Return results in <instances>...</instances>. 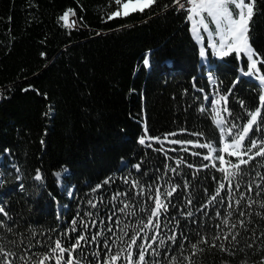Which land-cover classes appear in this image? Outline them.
<instances>
[{
    "label": "trees",
    "instance_id": "16d2710c",
    "mask_svg": "<svg viewBox=\"0 0 264 264\" xmlns=\"http://www.w3.org/2000/svg\"><path fill=\"white\" fill-rule=\"evenodd\" d=\"M126 1L0 0V248L12 264H138L141 248L145 264H261L264 156L226 178L212 106L220 97L229 140L260 107L264 0L251 74L244 53L201 46L175 0L109 18ZM250 140L264 141V108ZM157 195L167 209L151 216Z\"/></svg>",
    "mask_w": 264,
    "mask_h": 264
},
{
    "label": "snow or ice",
    "instance_id": "6c2138e0",
    "mask_svg": "<svg viewBox=\"0 0 264 264\" xmlns=\"http://www.w3.org/2000/svg\"><path fill=\"white\" fill-rule=\"evenodd\" d=\"M156 0H127V2L122 3V9L123 12H121L119 9L112 13L109 18H112L114 16L119 15H129L130 11H144L145 8L151 7L153 4H155ZM117 4H121V0H116ZM175 3L180 7L183 8L184 4L180 2V0H175ZM188 3L191 5V7L188 9V11L192 14L189 15V19H193V16H199L202 12H207L209 16H212L213 19L216 21L217 26L219 27L221 22L223 21L226 25L225 30L222 32L221 40H220V54L221 55H228L230 52H245L248 55V59L250 60V71L246 74H251L252 71H258L257 69V59L254 58L258 54L255 53V51L251 48L249 39H248V31H249V22L253 16V7L255 4V0H247V3L245 0H188ZM234 5V8L236 10L235 17L233 16V11L230 10L229 5ZM72 12V10H69L68 12H65V14L61 17V20L67 22L69 18V13ZM74 14V13H73ZM74 23V22H73ZM200 23L203 24V18H201ZM207 24H204V28L207 30ZM194 31H196V25H193ZM213 48L216 47V44L213 43L211 45ZM201 56L205 55V51L201 49L200 52ZM145 65L148 64V60L145 59L144 61ZM260 63H264V60H261ZM261 81H264V75H261L258 77ZM226 100V97L222 98ZM260 107H258L255 111L249 113V120L246 125H244L241 129V131L237 132L235 137L232 140V143L228 144L226 143L224 146L223 151L228 152L231 156L237 157V163L232 164V168L235 169L234 171H226L225 168H221L220 171L226 172V178L236 176L239 173L240 166L245 165L249 163V160L254 159L255 156H264V147L261 145L264 144V141H260L259 143L256 140H250L249 145L247 148L244 147L243 141L245 140V137L248 136L249 132L253 129L254 125H257L258 117L261 115V108H264V95L260 96ZM217 104L220 103L219 100L216 101ZM227 111V109H225ZM217 117L220 116L219 110L216 113ZM217 125L219 126L221 123H224L222 119L216 120ZM233 127H236V125H233ZM223 129H221V132L223 134ZM228 133L231 134L232 129L229 128ZM197 135H200L197 133ZM140 144L145 143V139L142 137L139 140ZM173 143H182L181 141H173ZM191 143V142H187ZM199 147H208L211 151H216L215 148L211 144L206 145H197ZM229 149H232V151H229ZM252 149H257L254 156L249 155L251 153ZM245 156H248V159H244ZM205 159H211V157H205ZM218 160L221 161V163H230L226 162L224 160L223 156H218ZM215 166V165H213ZM137 169L139 168V165H136ZM174 171V169H173ZM59 176V173H57ZM36 179H41V176L37 174ZM127 182V181H126ZM135 183V182H133ZM225 186L224 184H220V189H223ZM174 191V189H173ZM159 193V190H157ZM167 196H171L172 192H167ZM217 195H219V189L217 190ZM212 199H216L215 196L212 197ZM239 203V201H237ZM154 211H152L151 216H158L160 213V210L167 209V204L164 203L160 198L159 195H157L155 201H154ZM127 207V205H125ZM123 210V209H122ZM3 208H0V213H3ZM6 215V213H5ZM188 215H191V213H188ZM75 223V221H73ZM227 223V221H225ZM149 224L151 225V219L149 221ZM153 227L159 228V225H151ZM235 227V225H233ZM235 236L232 237L233 240H235ZM84 237H80L75 245H73L72 249H65L61 246L59 241H56L55 248L53 251H59L61 254L65 251H72L76 247L79 246V241L83 240ZM169 239L175 240V236L170 237ZM227 239V237H225ZM155 240H153V243ZM206 242V241H205ZM136 243V238H133L131 241V244ZM161 243L163 241L161 240ZM149 248L151 247V244L147 245ZM131 247V245H129ZM195 248L196 246L193 245ZM0 255L4 257V260L6 261V264H12L11 261L7 260V257L12 255L11 253H5L2 248H0ZM63 257L61 256L60 259ZM120 258V254L117 253L114 256L110 257V261L107 262V264H112V262L118 260ZM23 259V258H22ZM49 257H44L43 259L37 261V264H44L45 260H48ZM60 259H57L56 264H60ZM129 264H132L131 262V254H129ZM190 260V258H188ZM66 264H73L72 259H69L66 261ZM138 264H145V251L143 248H141L139 254H138ZM173 264L175 262L173 261ZM261 264H264V259L261 260Z\"/></svg>",
    "mask_w": 264,
    "mask_h": 264
},
{
    "label": "rangeland",
    "instance_id": "374dc122",
    "mask_svg": "<svg viewBox=\"0 0 264 264\" xmlns=\"http://www.w3.org/2000/svg\"><path fill=\"white\" fill-rule=\"evenodd\" d=\"M127 2V1H126ZM229 7H233L231 4L229 5ZM120 11L121 12H123V9H122V5H121V8H120ZM131 12V11H130ZM122 15V14H121ZM210 19H208V17L206 18V19H203V22H204V24H207V26L208 27H210V30L212 31V34H207V31H208V27H207V30L204 28V24H195L196 25V31H194V28H193V25L194 24H191V30H192V33H193V35H194V37L196 38V40L201 44V46H202V44L203 43H205V45L207 46V47H210L214 52H216V47H220L219 45H220V40L221 39H212V38H214V36L218 33V32H223L224 31V27H226V25H225V23L222 21L221 22V24H220V26L218 27L217 26V23H216V21L213 19V17L211 16V17H209ZM213 25V26H212ZM201 31L203 32L202 33V35H203V37H200L199 36V34L201 33ZM215 34V35H214ZM208 35H209V37H208ZM218 40V41H217ZM219 42V43H218ZM213 43H215L216 44V47H215V49H213V47L212 46H210V45H212ZM200 46V47H201ZM201 49H203V47H201ZM204 50V49H203ZM239 53H242V52H239ZM245 55H247L245 52H243ZM243 55V54H242ZM201 57H203V60L204 61H207V60H205L206 58H205V56H201ZM247 58H248V55L246 56ZM250 60H249V65H250ZM217 100H219L220 101V103L219 104H217L216 103V101ZM222 109H223V107H222V101H221V99H218V97H214V101H213V106H212V117H213V119H214V121H215V123H216V120L217 119H222L223 121H224V123H221L220 125H219V127H221L224 131H227L228 130V128L226 127V122H225V119H224V115H223V111H222ZM219 110V112H220V116L219 117H217V115H216V113H217V111ZM227 134H228V131H227V133L225 132V134L223 135V137H222V141H224V142H226V143H228V144H230V143H232V140H233V138L231 139V140H229L228 138H227ZM223 149L224 148H220V150H219V156H223L224 157V160L226 161L227 159H228V156H229V154H228V152H225V151H223ZM229 151H232V149H229ZM1 159L2 158H0V161H1ZM220 161V160H219ZM225 168V170H227L228 169V164L227 163H221V161H220V166H219V169H221V168ZM226 264H228V263H226Z\"/></svg>",
    "mask_w": 264,
    "mask_h": 264
},
{
    "label": "built area",
    "instance_id": "2783aa9c",
    "mask_svg": "<svg viewBox=\"0 0 264 264\" xmlns=\"http://www.w3.org/2000/svg\"><path fill=\"white\" fill-rule=\"evenodd\" d=\"M180 2L182 3V4H184V7L183 8H180L177 4V6L180 8V9H185V10H187V15H186V18H187V20H189V23L190 24H201L200 23V20H201V18H203V19H206L207 17H211V16H209L208 15V13L207 12H202L199 16H193V19H189L188 17H189V15H192L189 11H188V9L191 7V5L188 3V0H180ZM245 2L247 3V0H245ZM230 8V10H232L233 11V16L235 17V15H236V10H235V8L234 7H229ZM74 22V15H73V12H70L69 13V18H68V24L70 25V26H75L76 24H75V22ZM225 28L226 27H224V30H225ZM221 35H222V32H218L215 36H214V38H212V39H221ZM220 52H221V50H220V47H216V52L215 53H218L219 55H221L220 54ZM221 56H223V55H221ZM223 148H224V146H223Z\"/></svg>",
    "mask_w": 264,
    "mask_h": 264
},
{
    "label": "bare ground",
    "instance_id": "6f19581e",
    "mask_svg": "<svg viewBox=\"0 0 264 264\" xmlns=\"http://www.w3.org/2000/svg\"><path fill=\"white\" fill-rule=\"evenodd\" d=\"M233 7H234V5H232ZM208 19H210L209 17H208ZM203 24H204V22H203ZM213 26V25H212ZM197 28V27H196ZM192 31V30H191ZM202 31H201V33L199 34V36L200 37H203V35H202ZM193 34V33H192ZM207 34H212V31L210 30V27H208V31H207ZM215 35V34H214ZM208 37H209V35H208ZM195 38V37H194ZM218 41V40H217ZM198 42V41H197ZM199 43V42H198ZM219 43V42H218ZM200 44V43H199ZM212 44V43H211ZM201 45V44H200ZM203 45H205V43H203L202 44V46ZM211 46V45H210ZM213 49H215V48H213ZM213 51V50H212ZM214 52V51H213ZM215 53V52H214ZM243 53V52H242ZM216 55H218V56H221V55H219L218 53H215ZM247 56V55H246ZM225 144H226V142H224V141H222V144H221V148H223V146H225ZM211 151V150H210ZM213 153V151H211V154Z\"/></svg>",
    "mask_w": 264,
    "mask_h": 264
}]
</instances>
